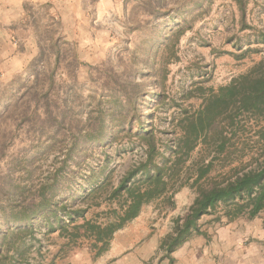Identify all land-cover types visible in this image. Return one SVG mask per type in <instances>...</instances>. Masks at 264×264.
Listing matches in <instances>:
<instances>
[{"label": "rangeland", "instance_id": "rangeland-1", "mask_svg": "<svg viewBox=\"0 0 264 264\" xmlns=\"http://www.w3.org/2000/svg\"><path fill=\"white\" fill-rule=\"evenodd\" d=\"M244 2L252 29L243 28L238 0H0V191L39 189L56 176L58 209H85L89 220L103 222L138 193L155 223L185 217L203 148L189 146L191 114L210 89L264 59L256 44L264 0ZM178 26L185 33L169 43ZM248 48L257 50L237 58ZM249 121L255 132L264 127V118ZM246 133L239 168L264 159V142ZM5 197L8 210L19 200ZM47 224L33 220L35 238L16 264L99 258L91 239L69 244ZM7 228L0 214V241Z\"/></svg>", "mask_w": 264, "mask_h": 264}, {"label": "trees", "instance_id": "trees-1", "mask_svg": "<svg viewBox=\"0 0 264 264\" xmlns=\"http://www.w3.org/2000/svg\"><path fill=\"white\" fill-rule=\"evenodd\" d=\"M238 4L243 28L252 29L246 23V3L238 0ZM170 30L169 43L177 41L186 31L180 26ZM169 43L166 44L167 48ZM262 43L263 30L256 37V44ZM256 50L248 48L237 58L243 59ZM244 118L247 119L243 121ZM252 118H264V59L228 85L217 91L210 89L200 109L191 114L189 146L192 151L203 147L201 158L194 164L195 171L187 179L188 187L196 195L187 215L172 221V231L161 245L167 256H171L194 233H199V221L204 216L218 214V219L224 216L232 221L240 217L252 220L264 213V159H255L242 168L235 165L241 162L239 160L245 156L244 151L248 146V139H245V143L239 141L244 136L240 135L241 128L245 129L246 134L254 131L264 142V127L255 132V126L249 121ZM237 154L241 156L235 157ZM228 168L229 172L224 173ZM57 182L58 177L55 176L53 184ZM53 184H42L39 189H28L26 186L25 189L0 191V195L5 194L9 202L11 197L19 198L18 202L9 205V210L0 207V214L8 226L0 241V264L21 262L25 255L26 238H35L33 220L40 215L47 219L49 232H60L68 238L69 244L82 237L91 239L96 256L100 257L108 251L115 234L140 216L146 203L145 194L138 193L130 206L107 211L105 220L98 222L87 219L86 210L82 208L61 205L58 209V202L54 203L57 195L51 189ZM173 194L166 200L172 209L176 206ZM59 211L69 222L66 223Z\"/></svg>", "mask_w": 264, "mask_h": 264}, {"label": "crops", "instance_id": "crops-1", "mask_svg": "<svg viewBox=\"0 0 264 264\" xmlns=\"http://www.w3.org/2000/svg\"><path fill=\"white\" fill-rule=\"evenodd\" d=\"M217 215L204 216L199 233L167 256L161 245L173 223H155L141 212L115 234L108 251L89 264H264V219L230 221Z\"/></svg>", "mask_w": 264, "mask_h": 264}]
</instances>
